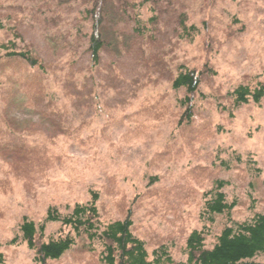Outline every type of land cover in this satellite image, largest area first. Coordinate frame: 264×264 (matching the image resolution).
Wrapping results in <instances>:
<instances>
[{
    "label": "rangeland",
    "instance_id": "374dc122",
    "mask_svg": "<svg viewBox=\"0 0 264 264\" xmlns=\"http://www.w3.org/2000/svg\"><path fill=\"white\" fill-rule=\"evenodd\" d=\"M160 2L168 12L154 37L129 41L116 61L105 55L97 66L84 36L90 24L77 9L64 14L53 40L41 35L56 30L44 16L24 14L16 49L46 67L0 66V264H38L21 239L24 216L39 225L50 206L66 213L92 193L104 220L131 209L149 253L164 243L177 261L186 259L192 230L204 229L211 246L224 226L264 212V98L234 107L228 96L264 82V0ZM173 9L185 10L198 32L181 36ZM13 26L4 20L0 42ZM179 65L204 71L191 125L180 124L183 90L171 85ZM216 179L227 181L223 190L236 205L230 218L210 222L203 204ZM59 228L48 223L46 238ZM84 243L48 264H101Z\"/></svg>",
    "mask_w": 264,
    "mask_h": 264
},
{
    "label": "trees",
    "instance_id": "16d2710c",
    "mask_svg": "<svg viewBox=\"0 0 264 264\" xmlns=\"http://www.w3.org/2000/svg\"><path fill=\"white\" fill-rule=\"evenodd\" d=\"M34 5L25 6L24 3L5 5L0 1V27H4V20L13 27L5 30L7 39L0 42L5 52L0 54V66L6 61H22L31 68L46 67L39 56L26 50L16 49L14 38L23 37L19 25L25 20L28 12L32 18L44 16L46 26L56 28L50 31L44 28L41 35L53 40L61 33L58 22L64 14L70 13L73 8L82 15L81 20L89 22L87 38V52L93 66L104 62L108 55L115 61L121 57L129 41L143 43L147 37L153 38V32L158 30L162 20L161 15L168 12L163 8L160 0H30ZM174 18L178 12L176 26L182 28L181 36H190L198 32L195 25L187 26V14L183 9H173ZM148 13L144 17V13ZM81 30V27L79 28ZM68 34V32H67ZM140 43V44H141ZM204 71L179 65L177 73L172 75L171 85L175 90H183L179 99L182 109L180 124H192L196 115V96L200 93ZM67 79L63 86H67ZM75 107L79 105V92L71 91ZM228 96L234 107L254 101L260 103L264 98V82H258L251 87L240 84ZM239 157H236L238 160ZM223 166L230 168L226 162ZM227 181L216 179L211 189L205 193L203 216L214 222L215 216L231 212L236 202H230L224 187ZM92 198L86 203H75L72 208L62 213L57 207L50 206L44 221L37 225L34 220L24 216L19 232L30 249L35 253L38 264H48L49 261L59 260L66 252L71 250L81 240L87 250H98L97 254L101 264H264V212H256L244 221H233L226 225L216 236L214 244L206 243V231L194 229L188 235L184 254L185 260H175L171 250L166 244L157 246L152 254L149 253L146 242L138 237L133 230V212L129 209L124 218L106 221L102 218L98 207V197L92 193ZM60 224L57 236L46 238L48 223ZM256 259H259L256 261ZM0 262L2 258L0 255Z\"/></svg>",
    "mask_w": 264,
    "mask_h": 264
}]
</instances>
